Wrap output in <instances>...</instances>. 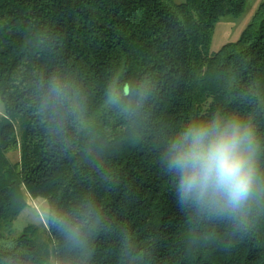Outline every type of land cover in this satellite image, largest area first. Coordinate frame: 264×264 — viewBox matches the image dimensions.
Segmentation results:
<instances>
[{
    "label": "trees",
    "instance_id": "16d2710c",
    "mask_svg": "<svg viewBox=\"0 0 264 264\" xmlns=\"http://www.w3.org/2000/svg\"><path fill=\"white\" fill-rule=\"evenodd\" d=\"M246 3L0 0V264H264V1L210 51ZM216 116L258 144V193L236 211L181 204L167 167ZM28 194L48 203L47 242L12 234Z\"/></svg>",
    "mask_w": 264,
    "mask_h": 264
},
{
    "label": "clouds",
    "instance_id": "9594fccd",
    "mask_svg": "<svg viewBox=\"0 0 264 264\" xmlns=\"http://www.w3.org/2000/svg\"><path fill=\"white\" fill-rule=\"evenodd\" d=\"M257 152L253 131L238 119L216 116L190 123L167 155L177 200L221 211L244 208L258 193Z\"/></svg>",
    "mask_w": 264,
    "mask_h": 264
},
{
    "label": "rangeland",
    "instance_id": "374dc122",
    "mask_svg": "<svg viewBox=\"0 0 264 264\" xmlns=\"http://www.w3.org/2000/svg\"><path fill=\"white\" fill-rule=\"evenodd\" d=\"M186 0H174L175 3H182ZM264 0H247L244 14L239 17L226 15L218 22L211 44V53L217 52L226 43L236 41L243 30L252 21L259 5ZM0 112H3L0 106ZM20 149L13 150L8 153V157L13 163L20 160ZM28 206L16 219L13 225V235L20 234L27 227H34L38 236L45 242L48 241V215L49 206L44 198H33L27 195Z\"/></svg>",
    "mask_w": 264,
    "mask_h": 264
}]
</instances>
